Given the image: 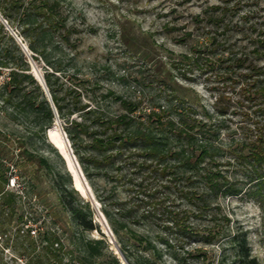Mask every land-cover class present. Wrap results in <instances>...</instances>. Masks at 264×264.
<instances>
[{
    "label": "trees",
    "instance_id": "16d2710c",
    "mask_svg": "<svg viewBox=\"0 0 264 264\" xmlns=\"http://www.w3.org/2000/svg\"><path fill=\"white\" fill-rule=\"evenodd\" d=\"M65 2L0 0V15L17 30L31 53V59L46 67L43 73L45 90L31 72L28 55L0 19V115L14 122L28 120L35 136L43 141L60 167L39 153L35 138L23 139L14 133H6L0 124V240L12 231L20 237L24 235L20 256L26 264H123L110 250L103 234L102 238H87L85 235L86 232L100 231V228L94 223L96 213L91 202L83 200L73 187L72 176L66 170L63 157L56 148L46 143V133L57 120L63 123L62 128L73 153L88 179L100 176L114 180L112 174L119 176V172L128 165H132L137 173L149 172L158 181L169 177L167 182L174 184L193 208L187 209L184 214L170 211L168 221L177 233L197 238L201 231L189 222L191 215L205 214L211 206L212 197L243 192L240 183L229 181L218 164L220 151L225 147L216 146L214 142L222 130L227 129L225 120L211 123L213 115L206 109H203V118L197 117L189 89L172 86L167 75L159 74L158 81L163 88H171V98L165 99L164 105L151 108L143 118L136 115L139 102L125 100L114 91L103 89L99 82L91 83L80 77L74 52L79 44L74 35L79 29L77 24L70 22ZM212 10L208 21L216 25L223 22L228 10H223L221 17L215 16L219 7ZM210 41L209 53H214L212 48L216 50L219 43L216 37ZM201 47L194 49L198 56L188 60L201 70H214L219 64V55L217 59L210 56L201 58ZM253 54L255 60L264 57V38L258 40ZM225 61H232L229 66L236 70L245 64V59L241 57ZM248 69L249 73L244 77L249 83L243 87V94L249 101L258 104L259 112L264 115V69L253 63H249ZM91 85L94 87H89ZM87 87L97 96L95 99H99V102L95 101L96 106L90 105L88 98H91V93ZM110 98L119 102V113L110 115L102 105ZM216 104L219 106V99ZM216 110L217 114L225 116L224 109L217 107ZM226 149L234 155L236 164L245 173H252L250 181L258 180L252 194L264 201V124L252 140L229 143ZM20 174L27 180V187L24 185L21 190L17 186L10 187V180ZM43 177L50 179L51 188L58 195V205L77 229L68 238L73 246L71 248H67L54 231L41 232L36 236L31 234L32 229L26 227L28 219L22 201L27 198L28 190L38 191L43 185ZM164 187L171 188L169 185ZM114 191L115 188L111 190L109 199L116 196ZM98 200L105 205V199L100 195ZM164 200L154 203V207L161 205L166 208ZM119 209L123 210V207ZM123 212L132 213L131 210ZM103 213L129 264H166L165 256L170 257L174 264H207L201 260V255L184 251L183 246L178 251L176 247L181 243L178 237L173 239L174 243L166 237H158V242L164 246L162 249L153 239L137 234L127 223L117 221L106 208ZM149 217L143 215L140 218ZM217 234L219 231L215 229L208 230L202 238L212 243ZM229 243L239 264H260L258 258L252 255L245 235L233 236ZM3 248L1 245L0 264H6Z\"/></svg>",
    "mask_w": 264,
    "mask_h": 264
},
{
    "label": "rangeland",
    "instance_id": "374dc122",
    "mask_svg": "<svg viewBox=\"0 0 264 264\" xmlns=\"http://www.w3.org/2000/svg\"><path fill=\"white\" fill-rule=\"evenodd\" d=\"M65 1L70 22L77 24L79 29L74 35V38L79 40L74 52L77 55L76 63L80 77L88 79L91 83L99 82L103 89L112 90L125 100L139 102L140 108L136 115L142 118L150 113L151 108L164 105L167 98H171V88H163L158 81L159 74L169 76L172 86L189 89L197 117L203 118V109H206L213 115L211 123L218 124L225 120L227 129L222 130L220 137L214 142L216 146L225 147L220 151L221 159L218 164L220 163V170L229 181L238 182L243 188L239 195L212 197L211 206L205 214L191 215L189 222L201 232L197 238H188L173 228L172 223L168 221L171 218L169 212L184 214L193 206L180 195L174 184L167 182L169 177L158 181L150 176L152 174L149 172L137 173L132 169V165H128L119 172V176L112 174L115 176L114 180L109 181L100 176L88 179L81 168L83 178L80 179L87 189L86 195L83 196L75 188L74 177L63 158L66 170L72 176L73 187L83 200L91 202L96 213L94 223L99 226L100 231L86 232V237L102 238L103 234L110 250L122 260L118 254L120 247L117 236L103 213L106 208L117 221L127 223L137 234L153 239L162 249L164 246L158 242V237H166L173 243V239L178 237L181 241L176 247L178 251H181L183 246L184 251L201 255V260L207 264H239L229 240L233 236L245 235L252 255L258 258L260 264H264V201L253 197L252 194L257 188L255 185L258 180L250 181L249 175L252 173H245L244 169L236 164L234 155L226 149L229 143L239 144L252 140L258 133V128L264 124V115L259 112V105L249 101L242 91L249 83L244 77L249 73V63L264 69V57L255 60L253 54L258 40L264 38V0ZM216 7H219L216 17H221L223 10H228L224 21L218 25L208 21L212 9ZM0 19L28 55L31 72L43 86L41 80H44L46 67L31 59V53L17 30L1 15ZM212 37L217 38L219 45L216 50L212 48L214 53H209ZM200 47L203 49L201 58L210 56L217 59L219 55V64L214 70H201L193 61L188 60L198 56L194 49ZM240 57L245 59V64L237 70L229 66L232 61H225ZM89 87L87 90L91 93ZM43 88L45 89L44 86ZM90 95V105L96 106L99 99H95L97 96L93 93ZM217 99L219 106L216 104ZM102 105L110 115L119 113L121 109L119 102L113 98L106 100ZM217 107L224 109L225 116L217 114ZM0 124L6 133H14L23 139L35 138L38 141L36 146L39 153L48 157L60 169L43 141L35 136L28 120L20 119L14 122L0 115ZM62 124L61 121L55 122L56 132L65 140L61 131ZM68 142L71 145L69 139ZM46 143L55 148L48 138V132ZM75 158L79 164L76 156ZM217 170L219 171V167ZM15 178L18 190L23 189L24 185L27 187L25 177L20 174ZM43 180V185L38 191L31 192L28 188L27 198L22 201L28 219L26 227L32 229L31 234L36 236L41 232L54 231L62 243L71 248L73 246L68 238L77 229L71 223L69 215L63 213L58 205V195L52 190L50 179L43 177ZM164 185L171 188H165ZM114 188L116 196L109 199ZM98 195L105 199V205L98 200ZM162 200L165 201L166 208L160 207L161 205L154 207V203L158 204ZM121 206L123 210L119 209ZM125 210H131L132 213L125 214ZM143 215L150 217L140 218ZM214 229L219 231V234L212 243H207L202 236L205 237L208 230ZM23 236L20 237L12 231L0 240V246H4L2 255L6 264H26V260L20 256ZM165 262L174 264L168 256H165Z\"/></svg>",
    "mask_w": 264,
    "mask_h": 264
},
{
    "label": "bare ground",
    "instance_id": "6f19581e",
    "mask_svg": "<svg viewBox=\"0 0 264 264\" xmlns=\"http://www.w3.org/2000/svg\"><path fill=\"white\" fill-rule=\"evenodd\" d=\"M56 128H57L56 125H54L48 130V138L50 142L53 143L55 148L57 147L61 151V153L64 155V157L67 159L69 170L71 171L74 177L75 188L81 193V195L85 196L87 192L86 185L80 179L79 172L76 169V167L73 166L71 156L69 154V150L67 149L65 140L62 136L58 135V133L56 132Z\"/></svg>",
    "mask_w": 264,
    "mask_h": 264
},
{
    "label": "water",
    "instance_id": "95a60500",
    "mask_svg": "<svg viewBox=\"0 0 264 264\" xmlns=\"http://www.w3.org/2000/svg\"><path fill=\"white\" fill-rule=\"evenodd\" d=\"M24 49L27 51V48H25V46H24ZM42 82V84H43V86L45 87V90H46V85H45V82H44V80H41ZM50 101V100H49ZM59 120H57V122H58ZM62 134L64 135V137H65V143H66V145H67V149L69 150V154H70V156H71V159H72V161H73V163H74V165H75V167H76V169L78 170V172H79V176H80V178H83V174H82V170H81V167L79 166V164L77 163V161H76V158H75V155L73 154V150H72V148H71V145L69 144V142H68V139H67V135H66V133L64 132V130H63V128H62ZM56 149L59 151V153L62 155V157L64 158V160H66V164H67V167H68V163H67V159L64 157V155L61 153V151L56 147ZM68 170H69V167H68ZM69 172H71L70 170H69ZM118 254H120L121 255V261H123V264H129V262L126 260V258H125V256L123 255V253L121 252V250L120 249H118Z\"/></svg>",
    "mask_w": 264,
    "mask_h": 264
},
{
    "label": "built area",
    "instance_id": "2783aa9c",
    "mask_svg": "<svg viewBox=\"0 0 264 264\" xmlns=\"http://www.w3.org/2000/svg\"><path fill=\"white\" fill-rule=\"evenodd\" d=\"M16 186V178L13 177L11 180H10V187L14 188Z\"/></svg>",
    "mask_w": 264,
    "mask_h": 264
}]
</instances>
